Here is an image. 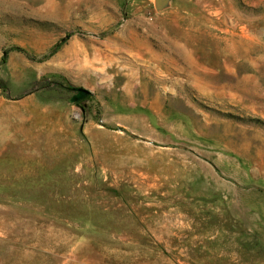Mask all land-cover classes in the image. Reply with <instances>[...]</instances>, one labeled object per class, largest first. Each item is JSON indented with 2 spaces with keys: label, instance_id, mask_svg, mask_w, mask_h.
Instances as JSON below:
<instances>
[{
  "label": "rangeland",
  "instance_id": "1",
  "mask_svg": "<svg viewBox=\"0 0 264 264\" xmlns=\"http://www.w3.org/2000/svg\"><path fill=\"white\" fill-rule=\"evenodd\" d=\"M0 264H264V0H0Z\"/></svg>",
  "mask_w": 264,
  "mask_h": 264
},
{
  "label": "trees",
  "instance_id": "2",
  "mask_svg": "<svg viewBox=\"0 0 264 264\" xmlns=\"http://www.w3.org/2000/svg\"><path fill=\"white\" fill-rule=\"evenodd\" d=\"M70 88H71V90H73L74 92H76L78 94L76 97L73 98V100H77L79 98H82V97H85L88 95V94H82V93L78 92L76 89L77 87H70Z\"/></svg>",
  "mask_w": 264,
  "mask_h": 264
},
{
  "label": "water",
  "instance_id": "3",
  "mask_svg": "<svg viewBox=\"0 0 264 264\" xmlns=\"http://www.w3.org/2000/svg\"><path fill=\"white\" fill-rule=\"evenodd\" d=\"M78 92L82 93V94H89V92L83 88H76Z\"/></svg>",
  "mask_w": 264,
  "mask_h": 264
}]
</instances>
